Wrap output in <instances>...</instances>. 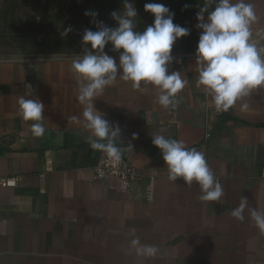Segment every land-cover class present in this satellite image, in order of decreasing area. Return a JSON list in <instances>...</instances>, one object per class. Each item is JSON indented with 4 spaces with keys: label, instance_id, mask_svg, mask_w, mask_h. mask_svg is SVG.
Segmentation results:
<instances>
[{
    "label": "crops",
    "instance_id": "1",
    "mask_svg": "<svg viewBox=\"0 0 264 264\" xmlns=\"http://www.w3.org/2000/svg\"><path fill=\"white\" fill-rule=\"evenodd\" d=\"M161 2L175 24L190 30L172 50L169 71L187 81L174 105L162 107L157 87L135 88L120 73L93 100L119 125L117 146L138 173L126 192L116 179H93L102 151L88 143L92 134L78 100L87 82L72 69L83 54L0 59V178L20 177L15 188L0 189V264H264V233L247 211L244 222L230 215L242 197L264 211V88L217 112L197 83L196 17L204 0ZM246 2L257 15L253 39L264 47V0ZM106 53L119 62V53ZM22 97L44 104L42 137L23 119ZM154 132L204 153L224 190L219 201H202L195 182L168 179ZM137 237L158 253L137 256L130 248Z\"/></svg>",
    "mask_w": 264,
    "mask_h": 264
},
{
    "label": "clouds",
    "instance_id": "2",
    "mask_svg": "<svg viewBox=\"0 0 264 264\" xmlns=\"http://www.w3.org/2000/svg\"><path fill=\"white\" fill-rule=\"evenodd\" d=\"M213 4L214 9L209 11ZM144 11L154 17V22L143 31H137V9L129 0H123L122 10L111 13L117 26L108 27L99 22L96 31L86 29L82 44L90 47H83V55L72 61L73 71L87 82L80 87L78 100L85 105L82 115L87 130L95 138L89 137L88 143L93 150L106 153L117 163L121 160V150L116 143L120 127L111 124L95 108L94 98L102 95L120 73V78L131 81L135 88H139L141 82L157 87L161 93L158 103L168 108L174 105L175 97L187 83L179 71L170 72L169 66L174 62V44L189 36L190 30L175 24V13L162 3H145ZM85 16L96 22L98 13L86 11ZM196 18V27L201 29L196 49L197 83L211 97L216 111L226 113L253 90L264 88V47L258 46L251 30L257 20L256 11L246 0H204V7ZM71 31L72 28L68 27L63 34L66 36ZM109 44L114 52L119 53L118 63L115 57L105 52ZM18 103L23 119L33 122V135L42 137L46 130L42 123L44 104L38 99L23 97ZM247 108V103L241 104L242 111ZM72 120L78 121L79 117L73 116ZM136 138L133 134V139ZM152 144L160 150L170 181L182 179L189 186L195 182L201 189L200 199L204 202L219 201L224 195L204 153L157 132L152 135ZM246 211L256 228L264 233V211L250 207L247 197L241 198L239 206L230 215L244 222ZM130 248L137 256L143 257H153L159 251L155 245L141 244L138 237L130 241Z\"/></svg>",
    "mask_w": 264,
    "mask_h": 264
},
{
    "label": "rangeland",
    "instance_id": "3",
    "mask_svg": "<svg viewBox=\"0 0 264 264\" xmlns=\"http://www.w3.org/2000/svg\"><path fill=\"white\" fill-rule=\"evenodd\" d=\"M137 9V31L153 24L154 17L144 11L145 3L161 0H129ZM123 0H0V59L25 56H60L83 54L82 37L86 29L97 30V23L116 27L113 11H120ZM86 11L98 13L96 22ZM33 18L36 27L32 26ZM175 23V20L173 21ZM72 28L66 36L65 29ZM71 39L68 47L54 44V39ZM39 45L32 44L33 39Z\"/></svg>",
    "mask_w": 264,
    "mask_h": 264
},
{
    "label": "built area",
    "instance_id": "4",
    "mask_svg": "<svg viewBox=\"0 0 264 264\" xmlns=\"http://www.w3.org/2000/svg\"><path fill=\"white\" fill-rule=\"evenodd\" d=\"M119 147V146H117ZM120 148V147H119ZM121 150V148H120ZM49 167L45 171H49ZM138 173L123 156L121 151V160L114 162L106 153L101 152L93 166V179L102 182L107 179H116L119 190L126 192L129 190L131 183L137 179ZM20 181V177H2L0 178V189L15 188Z\"/></svg>",
    "mask_w": 264,
    "mask_h": 264
},
{
    "label": "trees",
    "instance_id": "5",
    "mask_svg": "<svg viewBox=\"0 0 264 264\" xmlns=\"http://www.w3.org/2000/svg\"><path fill=\"white\" fill-rule=\"evenodd\" d=\"M168 2H169V4L172 5L173 4L172 2H175V1H168ZM36 24H37V21H36L35 18H33V20H32V26H34V28H35L36 27ZM70 41H72V40L71 39H63L61 37H58V38L54 39L53 42H54V44L64 45V47H68L69 48V45L71 44ZM32 44L39 45V41L36 38H34L33 41H32ZM109 51H111V52L113 51L112 50V46L110 44L107 45L106 48H105V52H109Z\"/></svg>",
    "mask_w": 264,
    "mask_h": 264
}]
</instances>
